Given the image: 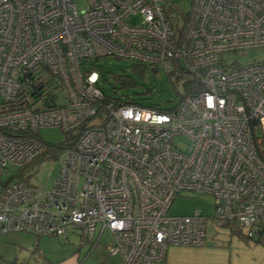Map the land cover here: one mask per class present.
Listing matches in <instances>:
<instances>
[{
    "label": "built area",
    "instance_id": "2783aa9c",
    "mask_svg": "<svg viewBox=\"0 0 264 264\" xmlns=\"http://www.w3.org/2000/svg\"><path fill=\"white\" fill-rule=\"evenodd\" d=\"M166 0H0V236L26 232L92 241L111 256L164 264L168 244L204 245L200 209L171 215L181 192L214 197L210 220L264 240V60L221 54L264 47V0H191L176 32ZM113 57L195 80L170 109L105 92L94 59ZM79 130L50 187L13 180L44 148L35 131ZM185 138L184 148L175 143Z\"/></svg>",
    "mask_w": 264,
    "mask_h": 264
},
{
    "label": "rangeland",
    "instance_id": "374dc122",
    "mask_svg": "<svg viewBox=\"0 0 264 264\" xmlns=\"http://www.w3.org/2000/svg\"><path fill=\"white\" fill-rule=\"evenodd\" d=\"M78 8L84 6V0H75ZM170 5L167 11L173 29L178 32L183 23V13L190 8L191 0H166ZM223 64H249L264 60V47L239 51H226L221 54ZM130 61L113 57H101L97 67L106 79L103 89L110 92L112 86L117 89L116 98H132L145 106L159 105L172 108L184 94L183 82L187 79L175 69L166 73L160 66H147L143 71L133 70ZM114 74H124L135 81L134 86L121 87L115 81ZM43 141L44 148L34 160L25 166H9L13 180H23L28 186L46 190L56 178L60 169L62 147L68 134L59 127H40L35 131ZM175 143L184 148L188 141L177 137ZM214 197L208 193L181 192L172 201L169 214L190 215L200 209L208 217L205 221V244L182 245L168 244L164 264H264V240L253 241L242 234L232 231L228 226H216L210 220L214 213ZM97 226V232L99 230ZM20 234V237H14ZM24 235V236H23ZM113 239L105 230L100 242L91 249V243L79 242L77 232L67 231V236H35L26 232H8L0 236V264H50L74 257L76 264H126L120 256H111L106 245ZM39 245V247L37 246ZM38 249L44 252L39 255ZM16 255L14 262L13 258ZM48 257L47 260L45 259ZM67 264V262L65 263Z\"/></svg>",
    "mask_w": 264,
    "mask_h": 264
},
{
    "label": "trees",
    "instance_id": "16d2710c",
    "mask_svg": "<svg viewBox=\"0 0 264 264\" xmlns=\"http://www.w3.org/2000/svg\"><path fill=\"white\" fill-rule=\"evenodd\" d=\"M184 14L185 13H183V16H184ZM104 58H107V57H104ZM97 62H98V59H94L92 62L95 67H97ZM132 67H133V70L138 71V72H141L146 68V66L139 65V64H132ZM175 69H177L180 72V74L183 77H185V79L187 78L183 82L184 94L192 93L194 91L193 84L195 83V80L191 77V75L181 65L178 64V62L174 63V68L171 72H173ZM113 76H114L115 81L120 83L121 87H129V86H134L136 84L135 81L127 75H124V74H117L116 75V74H114ZM100 77H101V83L103 86V83H105L106 79L103 77L101 71H100ZM116 89H117L116 86H112L110 88V92H112L114 94ZM103 90L105 92L104 104H107V102L111 99V93H107L105 91V89H103ZM126 99L132 100V101L138 103V101L135 99H132V98H126ZM151 107H154V108H157L160 110L170 109V108H162L159 105H152ZM66 133L68 134V136H67V141H65V143L62 146L63 148L70 145L74 141V139L77 137V135L79 133V130H76L75 132H66ZM252 140L255 144L257 154L259 155V157L264 159V137H262L257 130H254V132H252ZM229 228L232 231H234L232 227H229ZM235 232H237V231H235ZM255 241L259 242L258 240H255Z\"/></svg>",
    "mask_w": 264,
    "mask_h": 264
},
{
    "label": "crops",
    "instance_id": "0c3cea01",
    "mask_svg": "<svg viewBox=\"0 0 264 264\" xmlns=\"http://www.w3.org/2000/svg\"><path fill=\"white\" fill-rule=\"evenodd\" d=\"M98 226V225H97ZM97 226H96V229H95V233H94V238H93V240L92 241H86V242H90L91 243V249H93L99 242H100V238H101V236H102V233L105 231V230H108L107 228H103V229H101V226L99 227V230H98V232H97ZM71 232H77V236H78V239H79V233H78V231L77 230H73V229H69ZM68 231V230H67ZM14 233H16L15 231H13ZM108 232L111 234V232L108 230ZM10 233H12V232H10ZM30 234V233H29ZM31 235V234H30ZM33 235V234H32ZM21 235L20 234H16L14 237H20ZM24 236V235H23ZM36 236V235H35ZM40 236H43V235H40ZM65 236H67V232H66V234H65ZM43 237H45V236H43ZM48 237H52V236H48ZM79 242L81 243V241H80V239H79ZM112 242V241H111ZM83 243H85V242H83ZM83 243H81V244H83ZM37 246L39 247V245L37 244ZM106 247V250H107V245L105 246ZM38 253H39V255H43L44 256V252L41 250V249H38ZM15 257L13 258V261L12 262H14L15 260H16V255H14ZM45 258V257H44ZM45 259H47V260H50V259H48V257H46ZM75 258L74 257H70L69 259H67V260H60V261H58L57 263H53V262H51V260H50V264H65L66 262H67V264H76V262H75Z\"/></svg>",
    "mask_w": 264,
    "mask_h": 264
}]
</instances>
